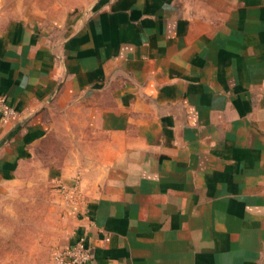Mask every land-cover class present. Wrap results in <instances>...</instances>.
I'll return each instance as SVG.
<instances>
[{
    "label": "crops",
    "instance_id": "crops-1",
    "mask_svg": "<svg viewBox=\"0 0 264 264\" xmlns=\"http://www.w3.org/2000/svg\"><path fill=\"white\" fill-rule=\"evenodd\" d=\"M0 95L86 264H264V0H0Z\"/></svg>",
    "mask_w": 264,
    "mask_h": 264
},
{
    "label": "rangeland",
    "instance_id": "rangeland-1",
    "mask_svg": "<svg viewBox=\"0 0 264 264\" xmlns=\"http://www.w3.org/2000/svg\"><path fill=\"white\" fill-rule=\"evenodd\" d=\"M59 193L42 179L0 192V264L56 260L66 230Z\"/></svg>",
    "mask_w": 264,
    "mask_h": 264
},
{
    "label": "built area",
    "instance_id": "built-area-1",
    "mask_svg": "<svg viewBox=\"0 0 264 264\" xmlns=\"http://www.w3.org/2000/svg\"><path fill=\"white\" fill-rule=\"evenodd\" d=\"M17 114L6 101L3 95H0V116L11 117ZM61 192H67L63 185H60ZM91 259V252L84 243L83 238H79L75 243L63 248L57 255L56 261H66L69 264H86Z\"/></svg>",
    "mask_w": 264,
    "mask_h": 264
},
{
    "label": "water",
    "instance_id": "water-1",
    "mask_svg": "<svg viewBox=\"0 0 264 264\" xmlns=\"http://www.w3.org/2000/svg\"><path fill=\"white\" fill-rule=\"evenodd\" d=\"M22 121V119L21 120H19L17 123H16V125H18L20 122Z\"/></svg>",
    "mask_w": 264,
    "mask_h": 264
}]
</instances>
